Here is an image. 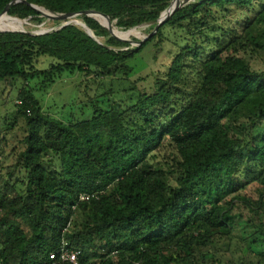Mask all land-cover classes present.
<instances>
[{
	"label": "trees",
	"instance_id": "1",
	"mask_svg": "<svg viewBox=\"0 0 264 264\" xmlns=\"http://www.w3.org/2000/svg\"><path fill=\"white\" fill-rule=\"evenodd\" d=\"M10 1L0 0V13ZM170 1L23 0L8 7L5 15L36 23L47 18L31 5L53 14L95 10L113 25L94 13L99 20L80 15L83 25L0 31V107L22 80L1 126L10 131L21 120L26 130L7 171L26 172L23 190L12 185L9 197L8 182L0 183V210L12 217L0 224V264H69L48 259L62 238L80 251L79 264H220L218 245L231 239L243 256L264 264V70L252 69L243 56L264 50V0L185 2L136 46L104 27L153 29ZM239 9L251 16L214 28ZM166 25L192 38L151 91L117 102L106 88L90 98L93 113L83 120L42 112L29 80L47 85L65 71L125 78L128 61L150 41L159 45ZM211 27V46L197 43ZM41 57L51 60L48 68L36 67ZM103 96L106 108L98 103ZM166 143L173 152L164 169L152 157ZM3 150L0 138V160ZM80 194L89 198L79 201Z\"/></svg>",
	"mask_w": 264,
	"mask_h": 264
},
{
	"label": "rangeland",
	"instance_id": "2",
	"mask_svg": "<svg viewBox=\"0 0 264 264\" xmlns=\"http://www.w3.org/2000/svg\"><path fill=\"white\" fill-rule=\"evenodd\" d=\"M181 1V0H176ZM191 0H182L180 3L183 4ZM251 11L246 9H239L234 11L231 15L221 17L214 28L217 29L219 24L225 22L228 25H233L236 21L240 22L247 16H251ZM4 16V15H3ZM10 19L0 21V29L4 30H24L31 33H36L43 30H50L58 26L62 20H53L47 18L45 21L36 23L27 19H19L13 16L5 15ZM42 16V15H41ZM17 20V21H16ZM70 21H75L74 24L83 25L80 15L69 18ZM113 25V23H112ZM211 26V25H210ZM221 28V27H220ZM220 28L217 30L218 34ZM122 31V30H121ZM129 40L132 41L133 46L137 45V41L146 36L152 31L147 25L131 28ZM214 32L208 29L205 34L197 35V43H203L204 46L210 47L211 43L207 38H212ZM191 36L188 35L184 30L170 27L166 25L163 27V38L159 41V45L155 46L156 40L150 41L140 53L135 55L128 61L129 67H131V73L122 79H118L116 76L106 78L98 76L95 72H92L89 76L85 77L78 71L63 72L60 76L56 77L53 82L42 85V78H33L28 81L29 87L32 89L34 96L39 99L41 110L44 114L58 118L64 122L70 120H83L91 117L93 113L92 103L89 101L90 98L96 94H102L106 88L113 89V93L109 95L113 97L117 102H129L134 99L139 91L149 92L155 85L154 82L159 77H164L169 63L172 57L178 50L179 46H184L187 42L190 43ZM245 59L248 61L250 67L254 70H264V50L258 53H245L243 54ZM51 60L46 57H41L37 60V68H48ZM131 82H135L137 89L126 90ZM22 80H18L14 83V88L7 90L5 93L6 108L0 107V129L3 121V115L13 110V100L15 98L18 88L21 86ZM3 88L0 85V91ZM123 89V90H121ZM6 90V89H5ZM136 90V91H135ZM4 100L0 103L3 104ZM99 106L102 108L107 107V99L98 97ZM12 115V114H11ZM26 134V130L23 122L20 120L10 131L3 130L0 134L1 144L4 147V155L0 160V183L6 180L9 185L3 189L9 197L13 196L12 185H16V190H23L22 180L25 179L26 172L20 171L18 168L13 169L10 175L7 174L8 169L11 170L12 164L15 162L18 151L22 149V143L20 140ZM173 149L167 143L163 145L159 150L155 151L152 157V161L155 164L161 165L164 169L169 168L170 156ZM18 183L16 184V182ZM242 182V179L239 181ZM247 196L253 198L257 197V192L254 186L247 185L245 189ZM2 210H0V224L2 222H9L12 217L10 214L3 216ZM2 214V215H1ZM247 215H243V219H247ZM238 225V229H242V225ZM247 230V228H243ZM249 230V229H248ZM247 230V232H248ZM218 247L220 251L216 257L220 258V264H254L257 261V257L253 254L243 256L240 243L236 239L231 241H223Z\"/></svg>",
	"mask_w": 264,
	"mask_h": 264
},
{
	"label": "water",
	"instance_id": "3",
	"mask_svg": "<svg viewBox=\"0 0 264 264\" xmlns=\"http://www.w3.org/2000/svg\"><path fill=\"white\" fill-rule=\"evenodd\" d=\"M19 1H23V0H12L10 1L5 7L4 9L2 10V12L0 13V15L2 14H6V11L8 9V7L10 6V4L12 3H15V2H19ZM173 0H171L167 6V8L165 10H163L160 14V16L158 17L157 21H156V24L155 26L153 27L152 31L150 33H148L146 36H144L143 38H141L140 40L137 41V45H141L147 38L151 37L157 30V28L163 24L169 17L170 15L181 5V3H178L177 5H175L172 9H170V5L172 3ZM32 8H34L36 11H38L42 16H45L46 18H49V19H53V20H62L63 22H61L58 26L56 27H60V26H63V25H66L68 24L69 22H72L69 20V18L71 17H74L76 15H86V16H90L92 13H100L102 14L103 16H105L109 22V24L111 25L112 24V21L110 20L109 16L107 14H104L102 12H98V11H95V10H84V11H81V12H76V13H60V14H53V13H50L48 11H42L40 7L38 6H35V5H31ZM75 21H73L74 23ZM85 26V25H84ZM105 27V26H104ZM55 28V27H54ZM52 28V29H54ZM109 33L115 37L116 39L118 40H121V41H125V42H128L130 45H133L132 44V41L129 40V39H123V38H120V37H117L115 34L112 33L111 29L109 27H105ZM52 29L48 30V31H51ZM0 31H6L4 29H0ZM36 33H39V32H36ZM88 33L93 36V33L90 29H88Z\"/></svg>",
	"mask_w": 264,
	"mask_h": 264
},
{
	"label": "built area",
	"instance_id": "4",
	"mask_svg": "<svg viewBox=\"0 0 264 264\" xmlns=\"http://www.w3.org/2000/svg\"><path fill=\"white\" fill-rule=\"evenodd\" d=\"M89 198L88 194H80L79 201L87 200ZM79 254L80 251L77 249H70L68 247V242L62 238L59 247L56 251H52L48 253V259L54 260L55 258L62 261L68 262L69 264H79ZM38 264H51V262L42 261Z\"/></svg>",
	"mask_w": 264,
	"mask_h": 264
},
{
	"label": "bare ground",
	"instance_id": "5",
	"mask_svg": "<svg viewBox=\"0 0 264 264\" xmlns=\"http://www.w3.org/2000/svg\"><path fill=\"white\" fill-rule=\"evenodd\" d=\"M182 1V0H181ZM181 1H176V0H173L172 1V3H171V5H170V9H172L175 5H177L178 3H180ZM94 13H92L90 16L91 17H95V18H97V20H99V18L98 17H96L95 15H93ZM4 15V16H3ZM6 19H10V18H8V17H6L5 16V14H2V15H0V21H3V20H6ZM17 21V20H16ZM99 22V21H98ZM100 23V22H99ZM101 24V23H100ZM104 26V25H103ZM105 27H107V26H105ZM110 28V27H109ZM111 29V28H110ZM112 31H114V32H116V33H118V34H124V35H130L131 34V32L128 30V31H115V30H113V29H111Z\"/></svg>",
	"mask_w": 264,
	"mask_h": 264
}]
</instances>
